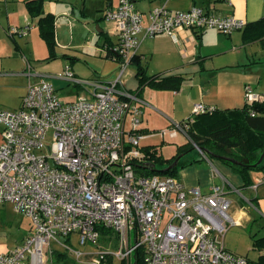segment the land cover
Returning <instances> with one entry per match:
<instances>
[{"label":"built area","instance_id":"2783aa9c","mask_svg":"<svg viewBox=\"0 0 264 264\" xmlns=\"http://www.w3.org/2000/svg\"><path fill=\"white\" fill-rule=\"evenodd\" d=\"M103 18L113 23L117 36L107 48L118 64L113 79L79 77L66 65L62 76L84 92L80 98L60 100L52 84L39 75L29 81L17 109L0 108V205L10 203L33 226L23 243L0 253V264H45L51 241L76 259L88 257L92 264H107L108 257L135 264L131 255L137 250L143 264H251L224 246L227 229L240 224L229 213L224 184H212L203 192L176 176L135 171L133 162L144 158V102L120 86L143 39L166 34L177 42L180 29H215L227 35L246 22L200 6L171 11L163 5L144 16L134 0H118ZM30 28L27 23L8 30L22 35ZM245 100L261 101V96L246 85ZM213 110V105L195 102L191 114ZM173 125L172 135L187 128L182 121ZM48 132L52 141L46 147ZM259 181L264 182V174ZM100 227L115 232L119 250L85 253L59 238L76 234L81 246L97 244Z\"/></svg>","mask_w":264,"mask_h":264},{"label":"crops","instance_id":"0c3cea01","mask_svg":"<svg viewBox=\"0 0 264 264\" xmlns=\"http://www.w3.org/2000/svg\"><path fill=\"white\" fill-rule=\"evenodd\" d=\"M27 1L0 0V56L3 55L1 44L4 40V31L9 26H22L30 23V30L34 25L38 27V18L32 17L28 12ZM41 1L43 12L54 17L55 40L57 24L60 28L67 26L66 19L61 16H68L71 21H77L70 24V31L71 34L75 30L82 34L83 43H58L61 47L66 49L87 47L89 45L86 42L87 34L90 36L92 28H95V43L103 49L108 43L107 39L111 46L116 42L114 25L104 20L103 15L107 9L115 8L118 0ZM163 5L171 11L200 6L216 15H232L246 23L264 18V0H134L135 8L144 16L152 8ZM177 38L176 42L166 34H157L143 39L138 46L136 53L147 75L182 76V82L177 90L144 85L139 92V97L144 102L140 106L142 113L149 111L151 115L156 112L167 122H177L190 116L195 102L213 105L219 109L240 107L246 101V85L261 96V101H264V37L246 40L242 28L233 30L227 35L215 29H180L177 32ZM107 48L106 46L103 56L100 55L106 60L101 63L99 71L93 70L91 77L97 76L104 80H111L116 76L118 64L111 58ZM75 58V55L71 56L69 62L66 63L72 69V60ZM131 64L134 69H130V72L125 75L123 72L126 78L120 85L127 90H134L138 86L136 65ZM151 64L153 71L148 73L147 68ZM36 76L39 77V75ZM131 79L132 83L126 85L125 81L128 82ZM146 119L145 125L141 123L144 132L155 126L152 124L151 117L150 119L146 117ZM208 161L209 165H187V167L196 169L198 174L194 172L193 175V173L182 171L183 175L181 174L178 178L188 186L199 187L203 192H207L212 184H224L226 197L230 200V204L233 199L230 195L237 197L239 207H233L234 212L231 216L239 223L243 217H248L247 213L251 209L264 217V182L257 179L260 178L259 175L250 171V180L245 183V179L233 167L229 168L220 163L218 167L215 162ZM202 169L204 170L203 179L200 178ZM254 185L255 188H253ZM8 251L11 250L0 248V253Z\"/></svg>","mask_w":264,"mask_h":264},{"label":"rangeland","instance_id":"374dc122","mask_svg":"<svg viewBox=\"0 0 264 264\" xmlns=\"http://www.w3.org/2000/svg\"><path fill=\"white\" fill-rule=\"evenodd\" d=\"M61 17L66 19L67 26L60 28L57 24V37L56 40L54 39L55 45L53 46V50H49L48 44L40 36L36 25H34L27 34L22 35H10L8 28L4 31V40L1 44L3 55L0 56V108L17 109L20 106L22 96L26 91L29 81L40 78L36 76V74L43 75L45 80L52 84L60 100L68 102L80 98L84 92L79 88L77 89L73 83L62 76L65 66L67 65L66 63H68L71 56L74 55L76 58L72 60L73 69L71 68L73 73L75 72L79 77L83 78L97 77H91L93 70L99 71L101 63H103L106 58L100 56H103L105 52L104 49L100 47L99 44L95 43V28H92L90 36L87 34L86 42L89 44L87 47L82 46L66 49L61 47L58 43H83L81 39L83 35L76 30L74 32L72 31L71 34L70 24L77 21H71L68 16ZM72 36H74L73 40H71ZM51 53L52 56L50 57ZM154 60L156 61V59ZM152 64H154V62ZM152 64L149 67L147 65L148 73L153 71ZM130 69H134L132 64L126 67L124 75L130 72ZM124 75L123 73L121 75L122 83H124V79L126 78ZM130 83H132V79L128 82L127 80L125 81L126 85ZM146 117L149 119L151 117L152 124L155 126L144 132L145 137L140 140V145H154L158 155L164 159L170 158L178 152V155H181V157L178 159L176 165L177 177L180 178V175L183 173L182 171L193 173V175L194 172L198 174L196 169L194 170L187 167V165H209L210 163L208 160L215 162L217 165L220 163L229 168L233 167L231 164L225 163L221 159L214 157L208 158L206 155H203L199 148L181 131L177 130L176 134L172 135L174 127L173 122H167L159 113L154 112L150 115L149 111L143 113L141 111L140 119L143 125L146 123ZM130 123L131 118L130 115H128L125 123L126 129L130 127ZM51 138L52 134L48 132L44 141L46 147L50 146L52 141ZM162 167L163 165L161 164L157 165L159 169ZM201 172L202 177L200 178L203 179L204 170L202 169ZM252 173L260 177L262 170H255L252 171ZM193 175L191 174V176ZM230 196L231 199L232 197L233 199L229 207V213L233 215V207L237 208L239 205L236 200L237 197H235V195ZM247 216V218L243 217L240 224L231 225L227 229L223 237V243L225 248L233 254L247 257L251 264H259L258 259L261 254H264V248L255 246L253 241L257 238L264 237V217L254 209H251L247 213ZM32 229L33 226L29 217L17 213L10 203L0 205V248L2 250L15 249L16 246L23 243ZM129 237L130 244H133L135 237L134 230L130 231ZM59 238L65 245H69L85 253L99 252V249L110 252L119 250V238L111 229H106L101 232L97 244L89 243L81 246L77 241L76 234H71L69 238L62 236ZM131 262H134L133 253L131 255ZM45 264L92 263L90 259L85 256L81 259H76L63 246L51 241L49 249L45 252ZM110 264H125V262L115 257L112 258Z\"/></svg>","mask_w":264,"mask_h":264},{"label":"trees","instance_id":"16d2710c","mask_svg":"<svg viewBox=\"0 0 264 264\" xmlns=\"http://www.w3.org/2000/svg\"><path fill=\"white\" fill-rule=\"evenodd\" d=\"M41 0H28L27 8L32 17L38 18L39 34L48 44L49 50H53L54 43V17L49 13H44L41 8ZM245 39H257L264 37V18L246 23L243 27ZM107 47L111 45L107 39ZM52 56V53L50 57ZM131 63L136 65V77L138 86L134 90L139 96V92L144 85H149L160 89L177 90L182 82L180 75L160 76L158 74L147 75L144 67L140 63L137 53L132 57ZM187 124L184 134L198 148L203 149V154L208 158L215 157L225 163L231 164L238 171L245 183L250 180L249 172L264 171V160L257 166L253 164L258 160L262 149H264V101H253L245 103L240 107L219 109L212 112H204L196 115L190 114L181 120ZM144 158L134 161L135 171L140 175H171L177 177L176 166L167 169L166 167L179 154L178 152L170 158H162L158 155L154 145L141 147ZM224 157L236 160L248 159L247 163L241 165L232 164ZM161 164V169L157 165ZM102 232L105 228H99ZM257 247L264 248V237L253 241ZM53 252V251H51ZM61 255V254H60ZM135 264H143V255L140 250L134 253ZM110 264L111 258H107ZM259 264H264V254L259 256Z\"/></svg>","mask_w":264,"mask_h":264},{"label":"water","instance_id":"95a60500","mask_svg":"<svg viewBox=\"0 0 264 264\" xmlns=\"http://www.w3.org/2000/svg\"><path fill=\"white\" fill-rule=\"evenodd\" d=\"M199 150L203 151V149L199 148ZM181 157V155H178L171 164H169L166 168L170 169L174 166L177 165L178 159ZM225 160L229 161L232 164H236V165H241L243 163H247L248 159L244 158L243 160H236L234 158H230V157H224ZM264 160V149H262V152L258 158V160L253 164V166H257L259 163H261V161Z\"/></svg>","mask_w":264,"mask_h":264}]
</instances>
